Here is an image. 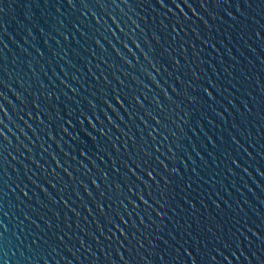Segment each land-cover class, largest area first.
<instances>
[{
  "label": "water",
  "instance_id": "water-1",
  "mask_svg": "<svg viewBox=\"0 0 264 264\" xmlns=\"http://www.w3.org/2000/svg\"><path fill=\"white\" fill-rule=\"evenodd\" d=\"M0 264H264V0H0Z\"/></svg>",
  "mask_w": 264,
  "mask_h": 264
}]
</instances>
